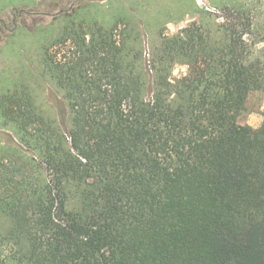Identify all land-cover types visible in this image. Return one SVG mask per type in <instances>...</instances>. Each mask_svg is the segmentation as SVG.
<instances>
[{"label":"trees","instance_id":"16d2710c","mask_svg":"<svg viewBox=\"0 0 264 264\" xmlns=\"http://www.w3.org/2000/svg\"><path fill=\"white\" fill-rule=\"evenodd\" d=\"M250 27L184 28L152 66L121 19L44 45L69 128L26 89L0 95L19 146L0 147V264H264V121L231 117L264 76Z\"/></svg>","mask_w":264,"mask_h":264},{"label":"rangeland","instance_id":"374dc122","mask_svg":"<svg viewBox=\"0 0 264 264\" xmlns=\"http://www.w3.org/2000/svg\"><path fill=\"white\" fill-rule=\"evenodd\" d=\"M71 11L74 15L66 17ZM246 18L251 27L243 39L264 64V0H0V95L26 89L41 114L67 133L69 111L62 92L42 72V48L59 40L62 36L55 38L71 23L97 21L109 26L123 20L135 27L132 36L139 34L131 46L142 52L141 65L148 66L150 59L152 66V53L162 50L182 29L199 27L216 38L223 36L221 26L243 24ZM119 29L125 25L120 24ZM185 69L174 62L172 77ZM231 117L241 126H260L264 121V76L253 82L247 103ZM8 124L0 117V147L17 150ZM8 228V220L0 216V234Z\"/></svg>","mask_w":264,"mask_h":264},{"label":"flooded vegetation","instance_id":"af4514ba","mask_svg":"<svg viewBox=\"0 0 264 264\" xmlns=\"http://www.w3.org/2000/svg\"><path fill=\"white\" fill-rule=\"evenodd\" d=\"M54 15H55V14H54ZM1 40H2V39H1ZM0 44L2 45L3 43L0 41ZM1 45H0V46H1Z\"/></svg>","mask_w":264,"mask_h":264}]
</instances>
